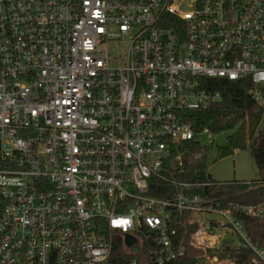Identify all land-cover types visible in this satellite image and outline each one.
Here are the masks:
<instances>
[{
    "label": "built area",
    "instance_id": "2783aa9c",
    "mask_svg": "<svg viewBox=\"0 0 264 264\" xmlns=\"http://www.w3.org/2000/svg\"><path fill=\"white\" fill-rule=\"evenodd\" d=\"M222 80L264 110V0H0V264H169L186 214L264 260L172 170Z\"/></svg>",
    "mask_w": 264,
    "mask_h": 264
},
{
    "label": "trees",
    "instance_id": "16d2710c",
    "mask_svg": "<svg viewBox=\"0 0 264 264\" xmlns=\"http://www.w3.org/2000/svg\"><path fill=\"white\" fill-rule=\"evenodd\" d=\"M215 82V90L221 92L222 100L197 112L196 128L200 131L208 127L214 134L228 132L226 144L218 147L221 156L246 148L253 142L254 157L261 177L257 181L212 180L206 172V161H200L195 156L191 158L201 147L200 141L192 140L177 147L176 154H180V158L172 168L174 177L178 181L193 183V191L210 199V203H220L222 207H229L232 203L262 209V213L257 216L242 210L237 211L236 215L242 220L251 241L264 249V110L247 94V82ZM157 194L165 195L162 192ZM189 217V214L184 215L186 225L180 228L186 245L185 254L169 264H264V260L246 245L223 249L222 254L230 250L233 252L230 261L210 262L206 256L212 257L215 250L193 242L194 232L200 228V224L197 221L190 223ZM141 264H147L146 254L142 255Z\"/></svg>",
    "mask_w": 264,
    "mask_h": 264
},
{
    "label": "rangeland",
    "instance_id": "374dc122",
    "mask_svg": "<svg viewBox=\"0 0 264 264\" xmlns=\"http://www.w3.org/2000/svg\"><path fill=\"white\" fill-rule=\"evenodd\" d=\"M228 132L213 134V138L208 135H201V147L195 151L191 158H198L200 161H206V172L208 177L214 181H257L261 177V171L258 168L253 151V142H248L246 148L235 150L234 153L221 156L219 146L226 144ZM179 158L177 159V161ZM176 161V162H177ZM203 219H224L220 214L212 211H206L201 214ZM201 223L200 229L194 232L193 242L205 248L211 247L215 250L212 257L206 256L210 262L217 260L230 261L231 250L222 254L226 247L234 248L243 245V241L233 231L229 229H220L210 231L203 228ZM222 255V256H221Z\"/></svg>",
    "mask_w": 264,
    "mask_h": 264
},
{
    "label": "water",
    "instance_id": "95a60500",
    "mask_svg": "<svg viewBox=\"0 0 264 264\" xmlns=\"http://www.w3.org/2000/svg\"><path fill=\"white\" fill-rule=\"evenodd\" d=\"M134 241H135V238L128 234V235H127V242H128V244L130 245V244H132ZM134 248H135L136 250H138V251L140 250V247L137 246V245H135Z\"/></svg>",
    "mask_w": 264,
    "mask_h": 264
}]
</instances>
